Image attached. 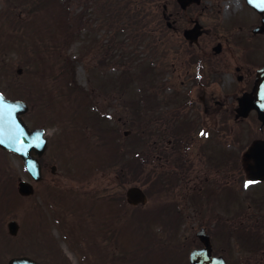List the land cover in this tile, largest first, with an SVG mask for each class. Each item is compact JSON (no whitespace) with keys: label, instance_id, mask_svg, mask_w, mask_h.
<instances>
[{"label":"rangeland","instance_id":"374dc122","mask_svg":"<svg viewBox=\"0 0 264 264\" xmlns=\"http://www.w3.org/2000/svg\"><path fill=\"white\" fill-rule=\"evenodd\" d=\"M63 1L64 4L67 1L71 7L68 10L73 14L84 10L85 20H88V25L79 22L80 27L73 30L74 35L67 34L71 41L62 53L71 60L68 59L64 67L61 61L55 59L56 55L50 54L52 51L58 53L56 45L66 38L59 29L58 14L62 13L58 0L50 1V14L45 12L47 7H40L33 0H0V91L10 99L22 100L28 104L29 110L24 119L31 129H45V136L51 144L47 158L56 166L54 176L48 170L38 183V195H41L22 200L14 193L18 178L29 181L22 162L18 157L0 150V264L18 256L34 257L45 264H142L153 248L160 245L163 247L164 259H173L175 264L176 246L183 251L185 237L193 233L189 229L192 224L197 230L200 226L208 229L222 222L223 225L230 226L228 229H237L241 233L245 231L257 238L261 236L258 244L262 249L260 254L263 255L264 180L257 183L259 185L247 184L243 171L241 174L240 169L232 170L234 158H237V163L240 162L241 156L253 140H264V125L257 120L255 113H251L248 118L236 120L232 112L223 110L209 120L202 113L201 102L209 96L210 89L202 90L199 86L192 85L191 82L197 80L194 62L188 69L183 65H187L184 54L191 52L188 45H179L170 39L177 55L178 67L181 65L183 69L168 72L166 77L150 73V80L146 81L139 77L142 68L135 63L131 65L124 58L137 50L141 54L137 63L142 64L149 52L145 43H141V40L128 41L127 38L124 47L109 49L107 44L112 38V31L105 28L103 20L101 25H95L96 18L100 19L101 15L99 12L94 14L93 6L90 10L86 9L84 1L89 4V0ZM223 1L201 0V4L212 6V9L206 11L209 18H206V14L200 15L193 11L188 14L200 26H209L212 24L209 22L217 16L223 24L233 22L234 26H238L239 23L234 18L244 14L245 10V15H253L249 9H242L240 12L229 8L224 11ZM158 3L160 6L167 5V12L173 11L176 5L175 0H154L155 5ZM33 5L36 6L34 11L38 15L34 12L30 14L33 9H28ZM53 13L57 15H51ZM68 15L70 16L69 13ZM260 19L261 16L254 13L253 19L248 22L259 24ZM180 27V31H185L192 24L182 23ZM225 31L229 30L225 28ZM259 43L263 47L256 53H259L257 58L261 65L264 64V36ZM43 47H46L47 53L39 55L41 51L38 50L43 51ZM133 48L135 49L132 50ZM60 49L64 50L63 47ZM162 52L161 49V54ZM106 53L115 67L121 68L128 64L130 73L136 80L134 89L119 91L109 81L117 79L122 71L118 69L106 73L109 68L105 65ZM166 58L168 57L162 59L158 56L155 60L153 57L156 65L152 68L162 67ZM145 67L147 68L146 65ZM19 69L20 73L17 72ZM106 74L113 77L107 79ZM201 75L205 80L207 70L205 73L202 71ZM178 77L192 89L188 91L183 87L180 91L176 90ZM163 79H166L164 84ZM151 82H155L158 89L151 88ZM175 92L181 94L183 99L186 96V101L188 98L197 101L198 110L193 111V114L196 119V114L199 113V120L203 122L197 129V119L195 121L192 115L189 119V122H193L192 127L187 125L182 130L194 132L204 128L203 131L214 134L209 139L195 136L196 143L202 142L204 146L200 157L207 161L211 156L222 158L224 169H229L224 174L225 187L229 179L232 181L236 174L239 175V184L233 189L235 198H232V207L231 202L226 206L228 200L225 192L229 189L220 190L211 196V203H205L199 220L191 222L183 218L180 227L170 225V220L162 217L164 206L156 199L158 195L154 196L157 188L154 190L152 186L154 183L149 171L151 174L153 171L157 172L158 163H155L157 166H144L143 172L137 168L132 172L127 168L125 173H121L119 170L122 167L118 163L108 167V161H105L106 156L112 155L117 146L124 148V143L127 145L134 141L127 136H138V133L154 136L157 133L158 126L151 122L153 117L148 118L144 124L142 120L134 118L136 115L132 112L135 107L138 110V105L131 103L133 100L140 97L144 101V113L151 115L153 107L148 105V100L157 103ZM215 94L221 101L223 91ZM103 115L109 117V120H105ZM125 132L129 133L124 135ZM54 147H58L57 151ZM140 152L146 154L144 146L136 154ZM191 152L189 147L187 153ZM243 179L246 182L243 186L247 187L245 191L240 189V181ZM133 185L147 190L149 202L146 205L131 207L125 203V192ZM165 195L169 194L162 193L161 196ZM219 200L222 201L218 203ZM182 212L186 213L187 210ZM11 220L20 225L16 237H10L7 233L6 224ZM150 227L153 231L156 230L155 234L150 233ZM44 235L48 238L45 248L47 252L42 250L46 242ZM50 250L54 253L59 251L60 257L56 259ZM152 262L164 263L161 259H153Z\"/></svg>","mask_w":264,"mask_h":264},{"label":"flooded vegetation","instance_id":"af4514ba","mask_svg":"<svg viewBox=\"0 0 264 264\" xmlns=\"http://www.w3.org/2000/svg\"><path fill=\"white\" fill-rule=\"evenodd\" d=\"M223 2L227 3L222 7L224 11L231 8L242 12V9H245L240 0H224ZM175 9L167 12V5L163 6L162 16L165 18V26L166 29L175 31L173 40L176 44L188 45V49L191 51L184 54L187 65L184 63L183 65L188 69L194 62L196 68L194 74L197 75L195 78L197 80L192 81V85H197L202 90L210 89L209 96L202 99L201 104L202 113L212 120L220 114L218 109L222 110L225 107V102L216 99L215 91L217 89L219 91L221 88L239 94L250 91L255 83L258 69L264 65H259L258 53H256V51L258 52V42L263 36L255 33V30L260 27V23L249 24V20L241 18L240 15V18H234L239 25L234 26L233 22L221 23L216 15L217 18L214 17L209 22L212 24L200 26L188 13L193 11L204 15L207 9H212V6L199 4L189 5L185 9L180 7ZM216 13L218 12L216 11ZM206 18H209L208 14H206ZM182 23L192 24V27L180 31ZM225 28L229 31H225ZM165 56L168 58L164 60L163 66L159 67L160 70H165V77L168 72H176L177 68L183 69L181 65L178 67L177 55L174 51ZM206 70L208 76L203 80L201 72L205 73ZM178 80L180 86L176 90L180 91L186 88L189 91L192 89L186 81L179 77ZM163 81L166 82V79ZM175 95L178 97V93ZM195 110H198L196 100H179L173 95L159 101L156 106L159 131L154 136H172L171 139L167 137L158 139L164 142L165 147H160L161 142H159L154 148V156L159 166L156 184L165 191L160 190L161 193L169 194L158 196L156 199L164 206L162 217H167L174 222L175 226L179 227L183 218L191 222L199 220L203 206L211 203L209 201L213 198L211 196L216 195L218 191L229 189L228 192H225L226 197L232 198L233 189L236 186L234 179L232 181L229 179L226 187L223 185L225 182L224 165L220 164L218 158L216 160L212 156L207 161L200 157L201 149L204 146L202 142L196 143L195 136L205 139L204 136H207L209 132L203 131L204 128L194 132L182 130L187 125L189 128L192 127L193 122H189L192 115L195 121L197 119V129L203 124L199 120V113L196 114L195 119L193 114ZM168 126L170 130H174V133L164 132ZM194 145H197V148H194ZM189 147L192 151L190 154L185 152L186 149L189 150ZM194 149H196L195 155H193ZM126 152L131 154L133 150L127 149ZM162 154H170V158H164ZM39 161L43 173L49 170L51 175L56 174V171L53 172V168L50 166L49 158L43 157ZM159 163L162 164L159 165ZM221 201L219 200L218 203ZM185 209L187 212L183 213L182 211ZM220 219L223 220V218ZM193 225L189 228L193 233L190 231L191 234L185 237L183 251L178 250L177 246L176 250L172 249L170 245L172 250L177 251V256H174L175 264H264V254H260L262 249L259 244H243L239 230L223 229L218 223L208 229L200 226L195 230L197 227ZM45 248L47 246H43L42 250L47 252ZM52 254L56 259L60 257L58 251L55 253L52 251ZM36 260L45 264L39 259ZM147 263V260L142 262V264Z\"/></svg>","mask_w":264,"mask_h":264},{"label":"water","instance_id":"95a60500","mask_svg":"<svg viewBox=\"0 0 264 264\" xmlns=\"http://www.w3.org/2000/svg\"><path fill=\"white\" fill-rule=\"evenodd\" d=\"M179 1L185 2L186 0ZM260 81L261 79H258V85L255 87L257 90L254 88L255 90L251 94L253 96L249 95L244 102L242 101L238 110L241 115H246L250 109L256 108L254 100ZM26 110L27 106L23 102L8 100L0 93V148L12 150L19 154L24 161L26 170L33 167L36 175H39V167L37 161L33 159V155L40 156L43 153L45 141L42 139V130L28 131L20 117ZM257 111L259 118L264 122V112L259 109ZM245 157L254 161V165L247 166V172L254 178H262L264 176V144L256 142ZM19 192L22 195H29L32 193V188L30 185L21 182ZM126 196L128 202L132 205L146 202L145 195L138 188L128 189ZM17 228L15 222L8 224L11 235L16 234ZM9 264H34V262L27 258H18L10 260Z\"/></svg>","mask_w":264,"mask_h":264},{"label":"trees","instance_id":"16d2710c","mask_svg":"<svg viewBox=\"0 0 264 264\" xmlns=\"http://www.w3.org/2000/svg\"><path fill=\"white\" fill-rule=\"evenodd\" d=\"M153 3V0H113V36L114 43L121 44L118 42L123 33L127 31H132V35L139 34L141 36H147L152 39L151 31H154L153 16L150 12L149 4ZM69 7L65 4V16H66V38L61 41V43L56 45L55 49H59L57 53V59H61L62 67L65 66V62L70 59L63 56V53L67 46L69 45L71 39H68L67 34L74 35V23L68 21V13L71 12L68 10ZM68 11V12H67ZM109 15L108 11H105V17ZM71 25H70V24ZM61 47L64 48L60 49ZM67 68V67H66Z\"/></svg>","mask_w":264,"mask_h":264},{"label":"snow or ice","instance_id":"6c2138e0","mask_svg":"<svg viewBox=\"0 0 264 264\" xmlns=\"http://www.w3.org/2000/svg\"><path fill=\"white\" fill-rule=\"evenodd\" d=\"M246 186H247V184H246Z\"/></svg>","mask_w":264,"mask_h":264}]
</instances>
